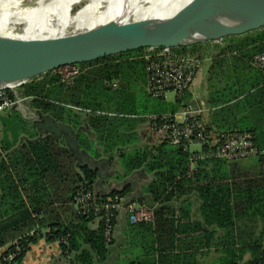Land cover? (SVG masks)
I'll return each instance as SVG.
<instances>
[{"label": "trees", "instance_id": "1", "mask_svg": "<svg viewBox=\"0 0 264 264\" xmlns=\"http://www.w3.org/2000/svg\"><path fill=\"white\" fill-rule=\"evenodd\" d=\"M221 42L222 45L206 42L175 49L201 58L203 55L212 58L207 105L215 110L212 117L217 123V131H249L254 134L259 148L264 150V145L252 129L235 128L230 119L231 102L245 95L249 89L264 84V72L253 64L254 57L264 51V30L228 36ZM200 48L204 49L203 54L197 52ZM144 49L81 63H98L99 66L82 73L69 86L61 81L60 75L53 72L31 79L21 86V94L31 97L34 108L75 128L84 125L92 129L104 152L110 154V161L115 155L120 157L125 175L142 167L153 175L146 188L148 197L140 195L132 198L150 205L160 203L154 209L153 222H128L127 234L132 248L122 257L124 264H156L149 257L153 243L160 254L175 249V236L180 225L176 223L175 208L168 201L195 192L202 201V212L208 220L220 218L222 226L232 227L234 218L245 214L246 203L243 201L254 199V187L264 185L263 178L238 175L235 170L238 161L199 158L194 170L190 171L193 155L182 147L165 141L154 147H138L136 143L140 139L137 132L132 130L133 120L107 114L81 116L74 111V106L120 114L177 111L182 99L165 104L163 99L155 98L160 102L147 104L141 109L132 105L137 91L148 94L146 85L143 86L145 63L140 58ZM234 51L239 55L233 54ZM248 75L255 76V81L250 85L247 84ZM114 79L120 81L116 89L107 83ZM206 127L209 131L216 130L209 123ZM88 132L87 129L82 131L79 137L81 147L94 157H101ZM148 140L153 141V138ZM75 162L69 148L54 137L25 141L3 158L0 161V237L3 242H7L12 233L36 226L48 228L47 239L58 241L62 254L69 257L72 264H111L116 235L108 242L104 222L94 226V217L80 214L73 203V197L79 189L94 191L97 174L88 166L77 168ZM130 190L132 187L126 183L121 190H115L111 195H126ZM96 199L100 200L99 195ZM66 204L74 207L73 218L63 216L66 209L62 207H66ZM9 213L12 214L3 218ZM141 233L147 238V257H137L134 253V239ZM152 234L154 241L150 240ZM38 236H41V231L37 229L34 234L23 237V251L18 257L21 264ZM247 264H264V256Z\"/></svg>", "mask_w": 264, "mask_h": 264}, {"label": "crops", "instance_id": "2", "mask_svg": "<svg viewBox=\"0 0 264 264\" xmlns=\"http://www.w3.org/2000/svg\"><path fill=\"white\" fill-rule=\"evenodd\" d=\"M258 30H264V27ZM221 45L223 42L220 43ZM251 47V46H249ZM233 54L239 55L238 52L234 51ZM210 60L207 65L206 73V86L209 95V85H208V74L209 68L212 64V58L208 57ZM254 75H248L247 84H252L255 79ZM120 82L119 80L114 79L113 81H107V83ZM146 85V70H145V82ZM118 87V85H117ZM113 88V87H112ZM116 89V88H113ZM21 93V87L17 89ZM164 100V98H161ZM207 98H203L200 95L194 93L192 88L188 90L187 94L179 103L177 109L182 108H191V109H201L200 117L204 121L205 125L208 123L213 125L217 131V123L212 117L214 113V108H210L207 105ZM29 100V99H28ZM178 99L175 97V101L170 103H176ZM29 102L20 107L9 108L3 112H0V115L5 114V116H11L15 111H19L23 114V117L26 118L28 124L21 127L20 129H14L13 131L6 132L4 127H1V133L3 136H0V161L5 158L7 155L11 154L16 148L20 147L23 142L28 140H35L40 132L37 131L36 127L33 125L32 120L29 118L31 115L28 111L35 109L30 105L28 109ZM74 111L81 116H87L91 113L94 114H107L109 116H120L133 120V131L137 132L139 136V142L136 143L138 147H143L150 145L154 147L164 140L162 137L157 134L149 132V123L147 115L151 113H139V114H120L116 112H111L108 110H92L90 108H84L82 106H74ZM173 112L171 110L162 111L159 113ZM158 113V112H152ZM230 119L232 125L235 128H249L252 129L258 136L259 142L264 145V84H260L258 87L251 88L246 92L245 95L240 96L239 98L231 102V113ZM88 135L90 139L95 142V147L102 154L101 157H93L96 159L100 158H110L103 150V147L96 140L95 135L93 134L92 129L87 128ZM149 138H153V141H149ZM63 143L67 146L64 140L57 141ZM200 149V148H199ZM198 150V149H193ZM90 153V152H89ZM115 158L110 161V165L114 164L115 173L116 167L121 165L123 169L122 178L116 179L114 175L113 179L116 180L115 185L120 186V183L124 181L121 185L125 186L126 183H129L132 187V191L129 197H148L146 188L151 182L153 175L145 171L136 172L133 177L130 175H125L123 165L121 164L120 157L118 155L114 156ZM74 158V156H73ZM75 159V158H74ZM76 160V159H75ZM110 160V159H109ZM237 166L235 168L236 173L239 175H246L249 178H263L264 179V162H261L258 158L251 157L240 160L236 162ZM192 164V162H191ZM190 164V171L191 170ZM77 168V161L75 162ZM138 169V170H140ZM137 171V170H135ZM128 178V179H127ZM249 190V189H248ZM254 199L243 201L245 205V214L239 217L234 218V225L232 227L222 226L221 219L215 218L208 220V218L202 212V201L199 199L198 195L194 192L192 194H186L171 201H168L172 207L175 208V219L176 223L180 225L179 231H177L175 240L176 247L172 251L160 254L156 251V245L153 243L151 246V253L149 257L151 260H155L156 264H247L256 259H260L264 256V185H259L254 187ZM1 193V190H0ZM160 202H156V207ZM62 208L65 210V218L74 217V207L70 204H66V207ZM62 211V210H61ZM7 215H4L3 218H7ZM128 216L126 213H119L116 220V232L117 242L113 245L111 251V264H122L119 262L120 259L126 255V252L132 248L129 243V236L127 234V225H128ZM41 231V236H38L37 240L30 245L29 250L26 252L23 257V264H72L69 257L62 254V250L58 241L48 240L46 232L48 228H39L38 226L32 227L31 229H25L18 233H12L13 235L8 241H11L18 237H24L32 235L36 230ZM129 239V240H128ZM154 234L151 236V241H154ZM134 253L135 256L147 257V248L145 247L146 237H143V234H138L134 239ZM152 244V242H151ZM123 255V256H122ZM165 255V257L163 256ZM124 264V263H123Z\"/></svg>", "mask_w": 264, "mask_h": 264}, {"label": "water", "instance_id": "3", "mask_svg": "<svg viewBox=\"0 0 264 264\" xmlns=\"http://www.w3.org/2000/svg\"><path fill=\"white\" fill-rule=\"evenodd\" d=\"M53 1L42 0L40 11H36L38 8L34 5L36 8H33L32 22L27 21L25 27L47 26L49 21L45 12ZM252 1L243 0L238 6L223 11L207 9L198 13L186 6L165 17L123 16L91 28L68 30L67 33L55 36H19L16 28L11 34H0V89L24 85L31 79L67 64L92 62L152 46L177 48L203 44L261 29L264 27V0H257L248 8ZM20 6L25 13L32 9L31 4ZM80 8L70 7L68 17H75ZM3 12L10 14L12 10L6 9ZM57 19L65 20L62 16ZM27 102L32 105L31 98ZM22 106L16 104L12 108L19 109ZM28 113L33 125L41 133L35 140L45 137L64 140L77 165L88 166L96 172L95 197L109 196L124 187H121L124 181L120 186L115 185L116 180L112 178L115 173L114 164L110 165L108 158L96 159L81 147L79 137L87 129L84 125L75 128L36 108ZM139 171L144 172V169L134 171L130 177Z\"/></svg>", "mask_w": 264, "mask_h": 264}, {"label": "built area", "instance_id": "4", "mask_svg": "<svg viewBox=\"0 0 264 264\" xmlns=\"http://www.w3.org/2000/svg\"><path fill=\"white\" fill-rule=\"evenodd\" d=\"M140 58L144 60L146 70V91L154 98H166L167 92H173L176 99H183L190 90L202 64V58L196 54L177 51L168 47H146ZM253 64L264 72V51L257 54ZM91 66L81 63L67 64L54 71L61 81L72 85L75 79ZM113 88L118 83L113 82ZM22 86V85H21ZM13 89H0V112L14 105H24L28 99ZM201 109L182 108L175 112L151 113L147 115L149 132L155 133L170 145L182 147L193 155L191 170L199 158H219L228 162L255 157L264 162V150L255 141L249 131L213 132L199 116ZM192 144L200 149L192 150ZM73 203L80 214L94 217V226L104 222L105 236L108 242L116 231V219L124 212L131 223L153 222L154 206L146 201L129 200L118 193L100 198L98 201L91 189L81 188L73 197ZM23 237L3 242L0 237V264H21L18 260L23 251Z\"/></svg>", "mask_w": 264, "mask_h": 264}, {"label": "bare ground", "instance_id": "5", "mask_svg": "<svg viewBox=\"0 0 264 264\" xmlns=\"http://www.w3.org/2000/svg\"><path fill=\"white\" fill-rule=\"evenodd\" d=\"M243 0H54L49 4L45 12L49 21L47 26L26 28L27 21L32 22L33 8L40 11L42 0H0V34H11L18 30L19 36H55L94 27L104 21L123 17H165L175 14L182 7L188 6L195 12L207 9L219 11L232 9L242 3ZM248 6L250 8L254 2ZM31 4L29 13H25L20 5ZM34 6V7H33ZM79 6L80 11L68 17L70 7ZM22 7V8H21ZM12 10L5 14L4 10ZM15 10V11H14ZM18 10V11H17ZM41 13V12H40ZM62 16L63 21L57 18ZM31 24V23H30ZM25 30H24V29Z\"/></svg>", "mask_w": 264, "mask_h": 264}, {"label": "rangeland", "instance_id": "6", "mask_svg": "<svg viewBox=\"0 0 264 264\" xmlns=\"http://www.w3.org/2000/svg\"><path fill=\"white\" fill-rule=\"evenodd\" d=\"M182 9V8H181ZM216 43H221V39L217 41H210V45H214ZM198 50V51H197ZM196 51L199 52L200 54L204 53V49L200 48L197 49ZM202 57V64L201 68L191 86L192 90L194 91L195 94L202 96L203 98H207L208 96V90L206 86V73H207V65L210 60L208 57L203 55ZM86 66H91L90 69H95L96 67L99 66L97 63H92V64H87ZM89 69V70H90ZM165 104H170L175 101V94L173 92H167L166 98L163 100ZM160 100H157L151 96H149L146 92L144 91H137L136 95L133 97V104L137 109H141L145 107L147 104L151 103H158ZM28 124L26 118L23 117V114L20 112V110L17 112L15 111L11 116H5V114L0 115V136H3V133H1V127L5 128L6 132L13 131L14 129H20L21 127L25 126ZM149 130V129H148ZM200 145L199 144H192L191 149H199ZM122 173L123 169L121 165H118L116 167V174L114 177L116 179H121L122 178ZM131 191L126 194L127 197L130 196ZM123 256V255H122ZM119 262H123L122 258H118ZM124 263V262H123ZM122 263V264H123Z\"/></svg>", "mask_w": 264, "mask_h": 264}]
</instances>
